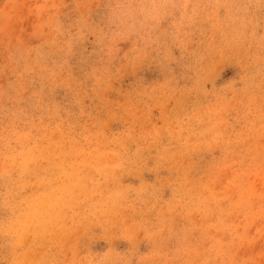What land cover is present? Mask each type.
Segmentation results:
<instances>
[{"label":"clouds","instance_id":"clouds-1","mask_svg":"<svg viewBox=\"0 0 264 264\" xmlns=\"http://www.w3.org/2000/svg\"><path fill=\"white\" fill-rule=\"evenodd\" d=\"M0 264H264V0H0Z\"/></svg>","mask_w":264,"mask_h":264}]
</instances>
